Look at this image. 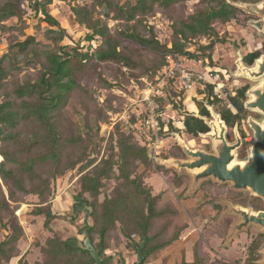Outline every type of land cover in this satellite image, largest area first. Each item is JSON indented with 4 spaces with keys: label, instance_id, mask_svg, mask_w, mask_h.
<instances>
[{
    "label": "trees",
    "instance_id": "trees-1",
    "mask_svg": "<svg viewBox=\"0 0 264 264\" xmlns=\"http://www.w3.org/2000/svg\"><path fill=\"white\" fill-rule=\"evenodd\" d=\"M60 1L70 3L72 20L86 31L82 39H73L51 15L53 0H0V32L11 36L7 49L0 56V230L4 232L0 241V264H10L13 259L21 260L24 256L19 247L24 230L15 216L18 204L27 196L36 197L37 204L30 210L26 209L24 216L30 222L42 219L43 227L48 229L57 218L51 201H48L52 194L49 180L57 182L75 169L80 174L75 182L77 196L88 195V206L92 208L89 237L95 239L97 236L98 244H102L104 250L112 233L115 234L117 223L123 237H130L133 233L152 242L154 249L169 246L177 236H168L169 221L164 223L162 231L152 235L148 232L163 218L170 220L176 214L160 205L162 193L153 195L146 181L153 175L151 163L156 162V168L166 175L168 168L173 166L162 164V161L170 160L162 159L160 152L156 157L161 159L155 157L153 160L151 147L146 143L139 144L132 133L126 135L119 128L115 140L113 136L109 139L106 155L93 166L96 157L90 156L99 153V146L94 145L97 138L94 133L98 130L94 131L93 126L98 129L101 123L106 122V113L113 108L110 101L103 105L96 102L92 94L96 91H93L90 81H85L84 75L92 72L97 76L96 88L127 94L126 85L138 82L139 78L146 79L148 85L161 80L162 71L170 65L167 56L179 62L184 59L195 63L200 61L202 65L213 68L215 47L226 42L225 37L218 36L216 26H228L247 14L232 4L246 8L264 7V0H230L232 4L226 0H197L195 10L185 14L183 9L188 0ZM24 4H27L26 8H23ZM26 17L37 20L32 35L24 34ZM162 17L169 23L171 31L170 40L163 42L155 28L148 25V21ZM109 20L116 22L114 29L108 27ZM9 22L13 23L7 25ZM201 38L208 42L201 44ZM95 41L99 45L93 50H85L81 45V42ZM192 47L194 49L191 50ZM262 55V49L250 50L241 57V64L251 67ZM216 69L219 75L225 70ZM103 73L109 74L110 80ZM177 76L175 73L167 78L164 89L166 95L167 88L168 91L174 88L169 95L170 103L176 109V99L181 103L184 93L174 86ZM144 87L140 85V88ZM205 89V93L198 92L203 99L192 101L195 111L187 105L182 115L181 129L192 138L209 131L205 120L211 116L210 108L229 128L244 119L243 102L248 85L229 94L230 106L214 96L212 87ZM74 98L84 113L82 127L67 113V107ZM85 98L91 101L85 102ZM160 100H156L157 104ZM143 105L146 107L145 103ZM142 113V118L132 114L131 124L135 125L137 119H142L140 123L144 127L146 108ZM178 132L171 124L161 125L159 137L164 143L168 134ZM177 150L182 155V147L178 146ZM180 157L174 155L175 160L183 161ZM112 179L117 185L111 195L99 203L100 190ZM170 182L175 189L181 188L180 197L187 199L185 193L191 183L188 177L174 173ZM208 184H202L196 191L205 190L204 194L209 196L207 202L191 212L198 215L205 206H211L214 212L220 211L213 217L216 220L205 219L206 224H202L199 234L208 243L211 239L224 241L232 228L227 221L220 220L224 207L219 204L221 199L215 200L218 193H212L211 184ZM185 229L183 225L179 232ZM246 251L244 264H263L264 234L253 236ZM39 253V258L32 264L92 263L86 253L76 248V241L72 238L63 241L53 235L39 247ZM23 264L30 263L24 258Z\"/></svg>",
    "mask_w": 264,
    "mask_h": 264
},
{
    "label": "rangeland",
    "instance_id": "rangeland-1",
    "mask_svg": "<svg viewBox=\"0 0 264 264\" xmlns=\"http://www.w3.org/2000/svg\"><path fill=\"white\" fill-rule=\"evenodd\" d=\"M197 3V0H188L185 3V7L183 9L184 13H192V11H194L196 8ZM26 7L27 4H24L23 8ZM70 7L71 5L68 2L53 0L52 5L50 6V13L62 27L67 29L70 35L73 36V39H82L86 31L85 29L76 26V24L72 20L73 16L71 15ZM249 8L257 12L261 11L259 13L264 14V9L261 6ZM27 17V29L25 30L24 34L32 35L34 33V26L36 25L37 20ZM11 23L13 22H9L7 23V25H10ZM252 23H260L261 25H264V18L243 14V16L238 17L236 21L231 22L230 24H228V26H216V32L218 33V36L225 37L226 42L215 47L214 60H212V65L214 66V68H225V70H222V73L225 74V78L222 76V74H220V77L224 84V88L228 92H234L237 88L243 87L244 85H248V88L253 89L258 84L254 79H250L249 77L242 75V73H240L238 69V65H240L241 62V57L246 55L250 50L254 51L255 49H258L264 42V36L261 34L260 30L252 25ZM115 24V21H108V27L111 29H114ZM148 25H152L155 28L161 42L170 40L171 31L169 23L165 21L163 17L160 19L157 18L154 21H148ZM41 27H45V24H41ZM227 30L228 32H226ZM10 39L11 36L0 32V56H2L7 49V44L9 43ZM20 39L23 38L20 36ZM199 41H201V44H205L208 42L207 39L202 38ZM127 44L129 45V43ZM81 45L85 50L89 48L90 50H93L98 47L99 42H81ZM192 49H194V47H192L191 50ZM147 53L149 52H145V54ZM262 54L264 55V48L262 49ZM262 60H264V57L262 59L260 58L257 62H255L254 65H259ZM180 62L182 67H184L185 69L193 70L198 73L200 71L208 72L211 69H206L204 64L202 65V67L199 64H196L194 61L188 59L181 60ZM254 67L256 68V66ZM104 76L106 79L110 80L109 74L105 73ZM84 77H86L85 81L91 82L94 89L93 91H96L94 93L91 92L96 102L99 105H103V103L110 101L112 102L113 108L111 111H108L106 113V122L101 123L98 129L93 126L94 131L98 130L97 133H94L97 135V138L94 141V145L99 146L98 155L90 156V158L96 157L93 166L96 165L99 160L106 155L109 139L111 136H113V139L115 140V135L118 128L120 129V132H123L126 135L132 133L136 142H138L139 144L146 143L145 138H150L151 135L149 132L145 131L144 127H141L140 122L142 119H137L135 125L131 124L130 120L132 114L135 117H143L142 112L146 107L145 105H143V102H141L143 96L142 92H144V88H148L149 82L144 78H139L137 80L138 82L133 81L126 85L125 91L127 92V94H123L115 90L109 91L101 87L96 88L95 78L97 76L92 72L86 73ZM141 84L145 87L140 88ZM154 85L155 84H152V86ZM174 86L176 87V89H180L177 81L174 82ZM168 89L169 88H167L166 90V97L161 98L159 103L160 105L158 104V110L163 113V122H168V124H171L174 129L178 130L179 132L168 134L169 136L166 138L164 143L162 142V149L157 150V152H160V157L162 159L167 158L169 160H175L174 155L177 156L178 154L179 156H181V159L189 160L188 156H186L183 152L181 155L177 150L178 146L181 147L180 141H182V144H184L191 151L214 153L213 142L211 141V139L203 135H199L197 138H192L191 136L184 133L183 129H181V122L183 117L182 115L184 114L187 105L190 107V109L195 111V108L192 105V101L195 99H203V96H199L198 92L204 91L203 93H205L206 89L202 90L200 87H197L195 90H189L186 93L184 92L183 96L181 97V103H179V100L176 99V101L178 102L177 109L173 108V104L170 103L171 94L169 95V93L170 91L172 92V90L174 91V88L170 91H168ZM111 96L114 97L110 99L109 97ZM86 99L87 98H85L84 100L85 102L91 101ZM250 99L251 97L247 94L245 102L249 101ZM223 102L224 104H227L226 102L228 101ZM67 109L69 117L79 127H82V117L84 113L81 106L79 105V101H77V98H74L73 101H70V105L69 107H67ZM211 111L212 110L210 108V112ZM243 115L244 119L248 116L246 112H244ZM250 115L252 116L253 114L250 113ZM211 120L216 123L215 119H213L211 116L208 120L206 119L205 121L210 122ZM239 125H241V127L243 128L244 137L247 138V142H244L242 147L236 151L235 162L237 163L238 161L247 159L248 151L250 149L249 147L251 145V133L248 130V126L244 122ZM225 135V139L228 143H234L235 138L230 129L226 130ZM160 157L156 158L159 160L161 159ZM151 164L152 167L150 172L153 175L146 181V186L151 189L153 195H159L160 193H162L160 205H162L165 210L176 214V216L170 220H166V218H163L161 220L162 222H158L156 227L154 225L149 228L148 234L152 235L153 233L161 230L162 226L165 225L164 223H167L166 221H169L170 225H168V236L170 238H173L176 235L177 236L169 246L160 249H154V253L152 256L153 259L150 257V260L159 261V259L163 256L165 257V264H174V257L176 259V263H181L184 261L185 264H244V259L247 253L246 247H248L250 239L257 233H260L259 230L251 226L246 231L242 230L239 232H232L230 230V233L224 241L211 239L208 243V241H206V239H204L199 234V229L204 223V220L200 218V214L202 212L198 213V216L200 217H198L197 214H192L191 210L188 209L183 199L180 197L181 194L179 190L175 189L172 184L168 182L172 179L174 173H177L178 175L185 174L190 181L191 178L189 174L191 175V172H188L184 169L177 171L175 167H172L168 168L167 171H169V173L168 175H166L156 168V162ZM89 169H91V167L87 170ZM78 171L79 170L75 169L70 174H67L63 178H60L57 182L52 179L49 180L52 194L48 201H51L53 211L54 213H56L57 218L50 223L48 229H45L43 227L42 219L30 222V219H28L27 216H24V212L26 209L30 210L34 208L35 204H37L38 200L36 197L27 196L22 203L18 204V208L15 211V216L18 218L19 224L24 230V236L19 242V247L21 254H24L23 259L26 258L30 264H32L36 259L39 258V247L44 244V241H46L47 238H50L53 235L59 238L61 237L60 239L63 241L65 239L72 238L76 241L77 247L84 248L83 242L85 238L80 232L84 230L86 228V225L88 224L89 231L87 233L89 235L92 226V221L90 219L92 208L88 206V195L85 194L80 197L77 196L78 189L76 188L75 182L76 179L80 176ZM139 171L140 170L138 169V172ZM114 172L117 175L116 167H114ZM202 183L203 182H201L197 186L195 191H197ZM208 183L211 184L212 193H215V195L218 193V196H216L215 200L221 199L219 204L223 205L224 207V209L221 211L220 220H222L223 222L227 221L231 225V228L235 224H237V221H234L236 219L234 215L227 212L226 205L228 203H232L236 205L235 207L248 209L252 212H255L257 208L262 207L261 204L258 205L257 203H255V199H253V196L248 191L236 192L230 189L229 184H220L211 180H207L205 183H203V186H209ZM116 185L117 182L113 179L110 180L109 183H106L105 186L100 190L98 202L100 203L104 200L105 197L110 196ZM1 189L5 198H7L5 188L2 187ZM201 191L205 192V190ZM185 194L194 199L195 192H189L188 190V192H186ZM208 197L209 196L205 193V196L201 198V200H205L206 198L208 199ZM194 200H196L197 202L201 201L196 197ZM168 201L170 202L167 203ZM208 210H210V208H208ZM204 214L207 215L206 220H216L213 217L216 214H220V211L216 210L215 212H211L210 210V214L205 212ZM183 225H185L186 229L181 233L179 232V229ZM115 226V234L112 233L110 239L108 240V253H114L115 250H119L118 255L122 253L125 256L124 263L132 264L134 261V253L131 250H133L134 248V242L140 241L141 243L142 237H145L142 235H137L136 233H134L136 235H133V233H131L130 237H123L121 236V228L119 227V224L117 223L115 224ZM231 235L233 236L232 238H230ZM3 236L4 232L0 230V241H2ZM94 238L95 239L92 240L97 242V236H94ZM125 239H130L131 243L125 245L127 241ZM151 245L152 242H148L147 246ZM179 254H181L182 256L180 260L178 258ZM78 256L79 255H77V257ZM112 258L115 259L116 257ZM262 258L264 259V254H262ZM23 259H13L10 264H23Z\"/></svg>",
    "mask_w": 264,
    "mask_h": 264
},
{
    "label": "water",
    "instance_id": "water-1",
    "mask_svg": "<svg viewBox=\"0 0 264 264\" xmlns=\"http://www.w3.org/2000/svg\"><path fill=\"white\" fill-rule=\"evenodd\" d=\"M226 1L231 3L230 0ZM232 5L251 16L264 18V14L259 13L261 11L257 12L240 5ZM252 25L260 30L264 36V25L260 23H252ZM238 67L242 75L250 79H258L264 73V60L258 65L259 71L257 73L255 70L243 67L241 62ZM248 95L251 99L245 104V108L256 110L264 116V84L250 89ZM211 116L215 119L217 126L213 121H205L209 131L203 136L211 139L213 142V154L203 151H191L184 144L180 143L183 152L189 157V160H170L162 164L167 167L173 166L177 171L184 169L191 172V175L188 173L191 178L189 192H194L201 182L211 180L220 184H229L230 189L233 191H248L250 194L264 200V120L260 123L249 120L248 124L254 132V142L249 149L247 159L241 165L240 163H235L236 151L240 146V140L237 135L235 134L234 143H228L225 139L227 130L225 123L221 122L220 117L212 111ZM232 162L235 164L231 165ZM226 207L227 212L237 218V224L232 227V232L246 231L251 226L264 234V212L255 213L241 207H233L229 203ZM88 231L89 226L87 224L86 228L80 232L85 238L83 250L91 255L94 264H101L100 251H95L92 247ZM232 237L231 235L230 238ZM145 242V238L142 237L140 246L137 248L138 261L136 264H143L147 256V254L143 255L142 253ZM262 263L264 264V259Z\"/></svg>",
    "mask_w": 264,
    "mask_h": 264
},
{
    "label": "built area",
    "instance_id": "built-area-1",
    "mask_svg": "<svg viewBox=\"0 0 264 264\" xmlns=\"http://www.w3.org/2000/svg\"><path fill=\"white\" fill-rule=\"evenodd\" d=\"M166 59L170 65L162 71V79L159 80L154 86L149 85L148 88L142 92L143 96L141 102L146 104V119L144 121V129L151 135L150 138H145V141L147 143V147L152 148L151 158L153 160L156 157V153H158L157 150H161L163 147L162 141L159 137L161 125H168V122H163V113L158 110L159 107L156 102L157 99L166 97L164 89L167 85V78L172 77L175 73H177L178 76L175 81L178 82L179 88L185 93L189 90H195L197 87H200L204 90L207 86H210L213 89L214 96L219 97L223 101H228L229 94H233V91L228 92L224 88V84L218 73V69L213 67L208 72L200 71L198 73L193 70L185 69L182 67L179 60L172 56H167ZM196 64L202 66V62L200 61ZM205 68L209 69L207 66H205ZM222 76L225 78V74L222 73ZM226 103L228 106H230L228 102Z\"/></svg>",
    "mask_w": 264,
    "mask_h": 264
},
{
    "label": "flooded vegetation",
    "instance_id": "flooded-vegetation-1",
    "mask_svg": "<svg viewBox=\"0 0 264 264\" xmlns=\"http://www.w3.org/2000/svg\"><path fill=\"white\" fill-rule=\"evenodd\" d=\"M264 48V45L263 44H261V46L258 48V49H263ZM264 57V55H262L261 56V58H263ZM260 59V58H259ZM258 59V60H259ZM257 60V61H258ZM243 67H244V65H242ZM254 66H256V68L254 67ZM246 68H248V69H252V70H255L256 71V73L259 71L258 70V65H252L251 67H246ZM255 81H257V85H263L264 84V73H263V75H261V77H259L258 79H254ZM250 91V88H248V90L246 91V94H245V99H246V95L248 94V92ZM246 100H244V102H243V107H244V111L247 113V117L245 118V119H243V120H241L240 122H239V124H241V123H245L247 126H248V130L250 131V133H251V145H250V147L252 146V144H253V142H254V132H253V130L250 128V126H249V124H248V122H249V120H251V121H254L255 123H260L261 121H263L264 120V116L261 114V113H259L258 111H256V110H249V109H247V108H245V104L248 102H245ZM250 113H252L253 115L251 116L250 115ZM238 123H235L234 124V126L233 127H231V128H229L227 125H226V128H227V130L228 129H230V131H231V133H233V135H234V138H235V134L237 135V137H238V139L240 140V146H239V148L238 149H240L241 147H242V145L244 144V142H247V138H245L244 137V133H243V128L241 127V125H239ZM233 129V130H232ZM227 132H229V131H227ZM226 136V135H225ZM249 147V148H250ZM237 149V150H238ZM249 152V151H248ZM205 153H207V152H205ZM209 154H213V153H209ZM242 161H244V160H241V161H238V163H240V162H242ZM235 163H237V162H235ZM207 181V180H206ZM206 181H204L203 183H205ZM202 183V184H203ZM232 190V189H231ZM195 192V194H196V191H194ZM236 192H239V191H236ZM197 195V194H196ZM252 195V194H251ZM253 196V199H255V203H257L258 205L259 204H261L262 205V207L261 208H257L256 210H255V213H257V212H264V200L263 199H261V198H258V197H256V196H254V195H252ZM231 205L233 206V207H235L236 205H234V204H232L231 203ZM226 210H227V207H226ZM249 228V227H248ZM258 230V229H257ZM61 238V237H60ZM90 238V237H89ZM132 239H134V238H132ZM66 240V239H65ZM90 240H91V244H92V247L94 248V250L95 251H100V253H99V257H100V259H101V264H125L124 262H125V256L122 254V253H120L119 255H118V252H119V250H115V252L114 253H108V249H103V246H102V244H98L96 241H94V240H92L91 238H90ZM125 240H127L126 241V243H125V245H128V244H130L131 243V240L130 239H125ZM145 247H144V250L142 251V253H143V255L144 254H147V256H146V258L144 259V261H143V264H165V262H164V260H165V257H161L160 259H159V261H155V260H150V257L152 258V256H153V253H154V248H152V246H147V244H148V242H147V239H145ZM140 246V241H135L134 242V248H133V250H131V251H133V253H134V261H133V263L132 264H136L137 263V248ZM76 248H77V246H76ZM79 250H81V251H83L84 253H86L87 255H88V257L91 259V261H92V263L91 264H94V260L92 259V257H91V255L89 254V253H87V252H85L83 249L84 248H78ZM112 257H116L115 259L114 258H112ZM178 258H179V260L182 258V256H181V254H179V256H178ZM153 259V258H152ZM173 262H174V264H185L184 263V261L183 262H181V263H176V259H175V257L173 258ZM187 264V263H186Z\"/></svg>",
    "mask_w": 264,
    "mask_h": 264
},
{
    "label": "crops",
    "instance_id": "crops-1",
    "mask_svg": "<svg viewBox=\"0 0 264 264\" xmlns=\"http://www.w3.org/2000/svg\"><path fill=\"white\" fill-rule=\"evenodd\" d=\"M168 182L171 183L170 181H168ZM178 190H179V192L181 191V189H178ZM187 192H188V191H187ZM196 194H197V195H196ZM196 194L194 195V199H195V197H196L198 200H201V198H203V197L205 196L204 192H202V191H198ZM185 196H188V195L185 194ZM194 199H193L192 197L188 196L187 199L183 200L184 203L186 204V206L188 207V209H190V210H192V209H194V208L200 206L203 202H205V201L207 200V198H206L205 200H201V201L197 202V201L194 200ZM196 202H197V203H196ZM208 208H210L211 212H214V210H213L212 207H210V206H205L204 208H202V210L200 211V212H202V213L200 214L201 217H200V216H199V217H200L202 220H204V221H206L205 219H206V217H207V215L204 214V212L210 214V210H208ZM197 216H198V215H197ZM235 218H236V217H235ZM234 221H237V218H236Z\"/></svg>",
    "mask_w": 264,
    "mask_h": 264
},
{
    "label": "bare ground",
    "instance_id": "bare-ground-1",
    "mask_svg": "<svg viewBox=\"0 0 264 264\" xmlns=\"http://www.w3.org/2000/svg\"><path fill=\"white\" fill-rule=\"evenodd\" d=\"M212 117V116H211ZM220 120H221V118H220ZM212 121V120H211ZM221 122H222V120H221ZM216 126H217V123L215 124ZM181 143H182V141H180ZM233 164H235L234 162H232L231 163V165H233ZM240 164L242 165L243 164V161L242 162H240Z\"/></svg>",
    "mask_w": 264,
    "mask_h": 264
}]
</instances>
